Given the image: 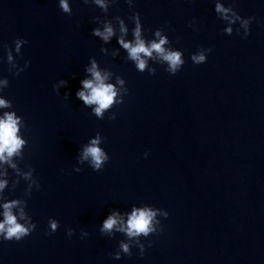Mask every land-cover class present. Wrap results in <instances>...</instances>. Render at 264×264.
I'll use <instances>...</instances> for the list:
<instances>
[{"label": "water", "instance_id": "1", "mask_svg": "<svg viewBox=\"0 0 264 264\" xmlns=\"http://www.w3.org/2000/svg\"><path fill=\"white\" fill-rule=\"evenodd\" d=\"M71 6L67 15L59 0H0V76L9 78L7 98L27 124L21 167H34L42 185L28 199L36 230L0 243V264H264V0H235L241 16L256 17L247 39L222 31L214 0H135L134 9L119 0L111 7L109 18L119 15L130 28L128 17L139 11L149 38L165 29L185 54L176 75L159 64L155 75L140 73L123 50L104 56L91 35L93 18L103 13L83 0ZM17 37L28 40L17 60H31L19 76L8 71L3 50ZM109 47H118L115 39ZM209 47L206 63L191 61ZM92 56L126 80L115 120L110 113L97 119L75 96ZM60 79L68 86L57 95ZM97 132L111 159L100 172L86 162L75 172L81 145ZM24 188L21 181L14 195ZM142 201L169 212L160 217L163 232L148 238L143 256L133 247L131 257L115 260L110 253L125 237L101 236L100 224L110 208ZM49 217L60 222L52 235L45 234ZM67 228L76 230L72 238ZM81 230L89 236L81 239Z\"/></svg>", "mask_w": 264, "mask_h": 264}, {"label": "clouds", "instance_id": "2", "mask_svg": "<svg viewBox=\"0 0 264 264\" xmlns=\"http://www.w3.org/2000/svg\"><path fill=\"white\" fill-rule=\"evenodd\" d=\"M85 5H95L103 13L93 18L96 24L92 28L91 35L101 41L100 52L104 56L117 58L123 50L126 55L125 61H131L140 73L148 72L149 75L156 74L159 64L165 66V71L170 75H176L185 65V54L182 49L173 46L172 41L166 34L164 28H157L152 33V38L145 35L141 14L134 11L128 17L133 27H129L126 20L117 15L109 18L110 8L119 4V0H83ZM129 8H135V0H126ZM60 10L72 15L71 0H59ZM214 11L216 16L223 22L222 31L231 36L233 32L242 39L250 35L251 24L255 16L243 17L236 10L235 0L233 3L225 4L223 0H214ZM238 25V27H234ZM190 27H194L192 23ZM198 31V29H196ZM147 31H151L150 29ZM130 37V38H129ZM115 39L118 47H109ZM179 37H177V42ZM14 48L7 42H3V50L6 55L8 71L19 76L31 64V60H25L23 65L17 57H22V48L28 44V40L17 37ZM213 51L211 47L200 48L191 54V61L200 65L207 62L208 55ZM90 63L84 66V77L79 81L80 87L76 90V98L91 110L97 119H104L106 113H110L109 119L115 120L116 113L112 109L124 103L129 89L126 80L112 70L101 67L95 56L89 57ZM5 62V57L0 56V63ZM114 77V79H113ZM10 86L7 76H0V243L4 241L20 242L29 237L37 228L32 215L28 211V199L34 190H41L40 180L35 176V168L30 164L21 167L25 158V148L28 146L26 137L27 124L22 115H19L14 107L13 101L7 98L6 89ZM68 80L60 79L53 84L57 95L60 89L67 88ZM70 92L64 93V98L69 99ZM105 138L100 132L88 139L81 145L76 160L79 166L74 171L79 173L82 166L86 164L96 172L104 169L106 163L111 159L109 153L102 146ZM148 152L144 153V158ZM24 182L25 188L22 196H15V190ZM160 217L167 219L169 212L163 208L144 203L139 206L133 204L130 210H121L118 207L110 208L107 216L100 224L101 236L114 238L119 233L125 238L119 241L118 247L110 255L115 260L123 256L131 257L132 249H139L141 256L145 254L146 248L152 246L148 238L154 234L163 232ZM60 227V222L54 217H49L46 235L54 234ZM74 228H67L68 238L75 233ZM89 236L86 230H81L80 238Z\"/></svg>", "mask_w": 264, "mask_h": 264}]
</instances>
